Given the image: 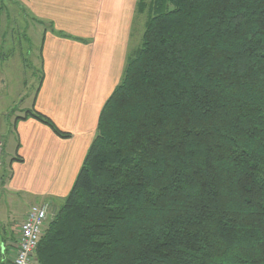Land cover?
Wrapping results in <instances>:
<instances>
[{
  "label": "trees",
  "instance_id": "obj_1",
  "mask_svg": "<svg viewBox=\"0 0 264 264\" xmlns=\"http://www.w3.org/2000/svg\"><path fill=\"white\" fill-rule=\"evenodd\" d=\"M147 7L34 262L264 264V0Z\"/></svg>",
  "mask_w": 264,
  "mask_h": 264
},
{
  "label": "crops",
  "instance_id": "obj_2",
  "mask_svg": "<svg viewBox=\"0 0 264 264\" xmlns=\"http://www.w3.org/2000/svg\"><path fill=\"white\" fill-rule=\"evenodd\" d=\"M140 1L40 0L41 6L31 7L40 21H48L56 31H44L43 74L32 104L19 114L14 113V105L0 113L5 117V123L0 122L2 157L11 169L7 177L2 158L0 201L10 194L23 199L20 219L9 228L0 222L2 262L13 264L20 227L30 207L41 202L54 209L58 206L54 201L62 203L72 190L96 136L100 112L122 78L138 17L148 20L150 8L141 12ZM152 1L145 3L148 6ZM5 41H0V47L8 44ZM4 59L0 61V90L5 79L1 63L8 60ZM20 101L23 104L22 96ZM31 110L50 118L71 137L63 139L31 117L17 119Z\"/></svg>",
  "mask_w": 264,
  "mask_h": 264
},
{
  "label": "rangeland",
  "instance_id": "obj_3",
  "mask_svg": "<svg viewBox=\"0 0 264 264\" xmlns=\"http://www.w3.org/2000/svg\"><path fill=\"white\" fill-rule=\"evenodd\" d=\"M147 1L150 2L151 0ZM36 5H42L40 0H0V41L4 39L6 40L5 43H8L0 47L2 51L0 61H4V58L8 59L6 62L1 63L5 66L2 72L5 79L3 90H0V113L14 107V113L19 114L21 109L29 107L41 84L43 74L42 38L44 31L52 30L54 32L56 30L47 23L48 21L43 20L42 22L37 18L31 8ZM138 19L134 29L137 35L134 36L132 44L128 46L127 57L131 56L142 44L144 25L147 18L144 20V17L141 16ZM21 96L24 100L23 104L21 103L22 100L20 101ZM12 105L14 106L12 107ZM0 122L5 123L4 116L0 115ZM1 138L4 140L3 135ZM2 158L4 166L1 168L9 177L11 169L9 162H7L8 159ZM19 196L18 194H10L0 201V222L6 228H9L14 221L20 219L19 206L23 199ZM54 204L58 206L51 209L49 220L53 218L64 204V201L61 203L57 200L54 201ZM34 260L33 264H35Z\"/></svg>",
  "mask_w": 264,
  "mask_h": 264
},
{
  "label": "built area",
  "instance_id": "obj_4",
  "mask_svg": "<svg viewBox=\"0 0 264 264\" xmlns=\"http://www.w3.org/2000/svg\"><path fill=\"white\" fill-rule=\"evenodd\" d=\"M4 144L0 140V166ZM3 178L0 176V189ZM51 215L49 204H34L20 227L13 264H33L35 251Z\"/></svg>",
  "mask_w": 264,
  "mask_h": 264
}]
</instances>
